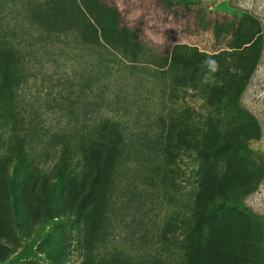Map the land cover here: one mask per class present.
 Instances as JSON below:
<instances>
[{"label":"rangeland","instance_id":"374dc122","mask_svg":"<svg viewBox=\"0 0 264 264\" xmlns=\"http://www.w3.org/2000/svg\"><path fill=\"white\" fill-rule=\"evenodd\" d=\"M104 1L117 8L123 25L137 28L146 54H152L141 59L158 66L126 68L111 62L106 71L94 56L70 53L59 42L46 43L41 29L34 33L28 26V0H0V264H49L48 250L63 264H80L78 232L84 225L46 221L41 179L46 174L51 181L55 168L65 162L61 207L73 212L86 190L85 182L78 184L81 165L90 163L86 131L109 114L125 120L128 139L117 144L111 180L100 183L104 224L94 257L83 264H142L144 257L160 253L166 264H177L160 248L159 231L171 222L178 225L195 201L189 185L195 151L193 144H182L185 151L181 148L172 159L162 152L163 144L147 143L149 134L161 131L159 118L168 117L176 106L185 116L211 118V131L246 141L255 166L230 150L221 151L215 164L225 162L237 174L248 170L255 180L249 193L234 194L232 200L257 220L235 211L224 217L243 224L253 242L260 234L264 259V0ZM258 40L262 49L239 99L248 116L208 114L190 75L191 66L199 62L197 54L240 50ZM180 44L187 50L173 52L175 62L168 70V52ZM180 78L190 79L189 86L170 92ZM78 83L80 98L75 93ZM98 147L101 151L103 144ZM166 159H172L181 176L162 174ZM257 168L259 173H254Z\"/></svg>","mask_w":264,"mask_h":264},{"label":"trees","instance_id":"16d2710c","mask_svg":"<svg viewBox=\"0 0 264 264\" xmlns=\"http://www.w3.org/2000/svg\"><path fill=\"white\" fill-rule=\"evenodd\" d=\"M28 2L32 5L30 10L27 9L30 11L27 16L28 26L33 28L34 33L35 30L41 29L44 41L48 44L59 42L62 47H68L70 53L76 51L87 57L94 56L98 64L104 63L106 71L111 62L126 65V68H137L144 66L145 63L151 67L158 66L141 59L148 51L143 48L137 36V28L123 25L117 8L104 0H28ZM34 25H39L37 26L39 28H34ZM261 49L262 42L258 40L252 41L246 48L240 50L234 48L216 54H197L199 62L191 66L190 75L195 77L193 83L202 91L208 114L223 111L248 116L239 99ZM181 50L187 48L181 44L170 48L168 70L172 69L175 62L174 59L171 61L174 57L173 52ZM147 54L152 56L150 53ZM184 59L181 57V62ZM182 67L187 66L183 64ZM7 69L8 67L4 66V74ZM202 75L207 79L201 78ZM188 81L190 79L185 81L184 78H180V84H177L175 89L171 88L170 92L176 93L177 89L183 91L189 86ZM96 86L98 89V84ZM76 88V97L80 98L79 83ZM100 102H103V99ZM179 109L180 107L176 106L170 110L168 117L159 118L161 131L154 133L153 137L149 134L147 143L163 144L162 152L172 159L181 148L185 151L186 147L182 144H193L190 148L195 151L196 159L194 164H190L189 185L190 190L194 192L195 201L192 200L193 205L187 216L176 221L178 225L175 226L171 222L160 229L163 245L160 248L168 250V255H173L178 261L177 264H264L260 234L253 242L243 224H232L224 217L235 211L249 219L257 220L254 213L251 214L244 206L234 205L232 200L234 194L249 193L255 180L248 176V170H240L237 174L225 162H222L221 167L215 164L216 156L221 151L230 150L255 166L245 145L246 141L238 135L224 137L217 131L213 132L211 118L201 120L197 116L188 117ZM126 128L125 120L109 114L100 117L92 128L86 131L84 142L88 145L85 151L88 152L90 163L81 165L83 169L79 171L78 178V184L85 182L86 190L73 212L65 213V209L62 210L67 187L64 175L65 162H60L55 168L51 181L46 174L42 176L41 190L46 221L57 218L62 223L79 221L84 225L78 232V235L82 236V244L80 243L79 247L82 258L80 264L94 257L93 249L97 247L95 245L97 236L104 224L105 203L103 197L98 195L100 183L110 181L116 170L114 158L117 157V144H122L125 138L128 139L124 131ZM99 144H103L101 151ZM172 159L165 160L161 165V172L171 174L173 179L174 176L177 178L181 175L178 174L174 162H171ZM256 171L259 173L258 168L254 173ZM175 183L177 182L173 181L172 185ZM30 194L33 195L32 188ZM171 225L173 227L170 229ZM86 236L88 239H85ZM89 244L91 249L88 247ZM47 252L45 258L47 263L63 264L56 252L50 250ZM144 258L142 264H166L161 253Z\"/></svg>","mask_w":264,"mask_h":264}]
</instances>
